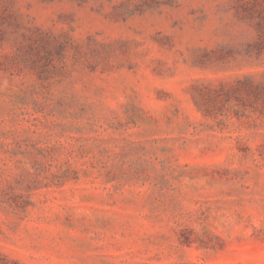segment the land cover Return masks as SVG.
<instances>
[{
	"label": "rangeland",
	"instance_id": "obj_1",
	"mask_svg": "<svg viewBox=\"0 0 264 264\" xmlns=\"http://www.w3.org/2000/svg\"><path fill=\"white\" fill-rule=\"evenodd\" d=\"M0 264H264V0H0Z\"/></svg>",
	"mask_w": 264,
	"mask_h": 264
}]
</instances>
